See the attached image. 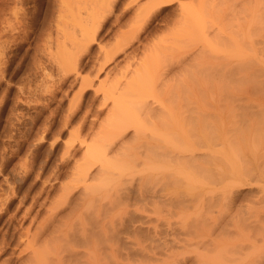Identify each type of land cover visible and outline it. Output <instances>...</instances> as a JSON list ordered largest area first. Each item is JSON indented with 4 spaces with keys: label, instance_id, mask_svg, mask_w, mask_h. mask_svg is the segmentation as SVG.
Masks as SVG:
<instances>
[{
    "label": "bare ground",
    "instance_id": "obj_1",
    "mask_svg": "<svg viewBox=\"0 0 264 264\" xmlns=\"http://www.w3.org/2000/svg\"><path fill=\"white\" fill-rule=\"evenodd\" d=\"M150 2L153 3L154 5V3H158L160 2V0H150ZM241 3H242L241 9L243 10V11L241 10V12L243 13V16L242 18L240 17L242 13L239 11L241 13L239 17L242 19V22L240 20L239 21L242 23L241 25L242 28L240 31L242 35V42H240L241 40L239 38H238L240 40L238 41L239 44L236 41L237 39L235 40L236 42L231 41V43L233 44L231 45L234 47L230 51L223 50L224 54L222 53L220 57L219 54L212 53V48L215 47L214 46L215 43L212 40V42L209 41L207 45H202L198 47L197 49H194L192 52H190L189 50L188 52L190 53L189 54L186 53L187 54L186 56L191 55V58L189 56L188 58L190 59H187L188 61L186 60V56L184 58H181V60L178 62L177 67H174L172 65L173 63L170 64L172 66L170 67L169 63H167L168 65L166 64V66L164 65L163 67L168 66L170 67V69L171 68L172 69L176 68V69H173L172 71L170 70L171 72L167 71L170 73L166 72L167 76H165V78L159 77L160 78L159 81L161 82L160 87L163 84V81H164L163 79H167V80L169 79V80L167 82L166 80L164 81L167 83V85L166 83L163 84L162 87L165 86V88H163V90L160 91L161 92L160 95L159 94L154 95L153 92H150L153 95V97L152 95H150V97L152 98L151 101L150 100L148 101L147 100L148 98L146 99V97H148L149 95V92L147 91L148 87L146 86H148V84L150 85L151 83L150 87H152L154 90V88L157 87L156 86L157 84H155V81L156 83H160L159 81H157L156 77L163 76L164 73L161 75H159L158 73V75L154 77L156 79L153 81V83L152 82L148 83L147 81H150V79L146 80V76L148 77L150 72L146 71V67H144L145 62L147 60L146 61L141 60L140 63L138 62L139 64L136 63L138 65L134 67V69H132L133 71L130 70L131 74L129 73V78L126 77V75H124L125 78L126 79L128 78V79L127 80L125 79V81L122 80L123 83L119 84L115 82H112V83L110 82L111 84L108 87H106V84H104L105 79L100 80L99 87L96 86L95 88V90H98L100 88L101 91L103 92L102 95H100L102 96L103 101L102 100L100 101H102L103 105L105 106H106L107 100L110 99L111 102L106 106V113L105 111L103 112L105 113V115L103 114L104 115L103 117L99 116L98 114L96 115L94 114L96 116V121L99 123L98 129L96 130L97 133H95L94 135L92 134L93 138L89 137L88 141L90 142L88 141L85 142L84 138H82V141L83 140L84 141L80 142L79 145H75L73 140L70 143H68L69 140L68 142L66 141L67 142L65 143L66 145L63 146L64 149L61 148L63 151H62V154L60 153L61 156L59 155L60 159L57 158L59 159V162H60V164H58V166L56 167L57 170L54 171L53 170L54 167L49 165L52 167V172L48 174L47 177L44 175L46 173H49L50 169L46 171L43 170V175H40L42 174V172L40 173L39 171H38L39 173H37L36 176L34 175L35 183L41 182L40 184L43 186L46 183L47 184L52 183L51 184L52 186L54 185L53 183L61 180L63 177L64 178L66 177L65 179L69 182L65 185H62V183L59 181L61 184L59 183L60 185L58 186H61V185L62 186L61 188H58V189L59 190L61 189V191L57 190V188L56 190L57 192L59 191L61 194L56 192L57 194H59V196L57 195L58 198H56L58 200L57 201L53 200L54 202L53 203L51 202L52 204L50 207L48 205L49 208L46 211V214L44 215L43 218L38 217L42 219L40 221L38 220V223L36 221L37 225L36 227H34L35 229L34 230L32 229V231L30 229L29 230L26 229L25 231L27 232L21 231V234L23 233L22 234L23 239L25 238L26 240L24 241L27 244L26 246H28V248H30L31 250V253H30V258H31L30 263L31 264H108V260H107L109 258L108 239H110L109 230L114 228L113 225L116 221L115 219H117V224L120 225L119 227L122 231H124V229L127 228L124 231V233H122L121 230L118 229L119 227L115 225L114 226L117 227V231H116V228L112 229L115 231L114 234L116 235V237L118 236L117 241L118 242L121 241L120 247L123 246V249L126 248V250H128L130 248H133L136 250L137 248L139 249V246L142 247L140 244L138 246V243H136L137 241H133L136 244L133 243L132 245L134 246L137 245L138 247L136 246L135 248L132 247V245L129 244L130 240H128V237L127 239H125V236H122L125 233L126 234L127 233H131V234L141 233L142 235H144L143 237L145 239L147 238L146 240H149V242L145 244V246H143L142 249H140L142 252H145L146 249L148 251H152V249L154 247H157L158 244H159L158 247L160 248L161 242L165 241V238H163L164 237L163 234H162L163 240L159 242V238L157 239L155 236L156 235L155 231L154 230H153L154 232L152 231V229H154L153 227H155L157 223H155L153 227H151V225L150 226L148 225L149 221L155 222L150 219L152 218L151 216H154V217L156 216V218L160 217L161 215L160 212L165 210L163 208L162 210L160 206L165 207L166 208L165 211H167L165 214H164L165 212L164 211L162 215H167L169 211V216L170 215L172 216V217L170 216V218H173L175 215H177L178 219L181 218L186 221V218H189L187 221L189 220H190L189 222L193 221L192 222L193 225L191 223L190 226L187 229H185L186 233L192 234L193 232H196L199 230V226H202L201 224H199V221L201 222L199 218H202L203 220V217H202L203 215H199L198 217L197 211H199V205L204 202L203 198L206 193H204L203 191L204 194L202 198V193L200 194L199 192L201 191L198 192V190H203L202 186L205 189L204 186L206 185H208L207 187H210V186L213 187V185L216 184V181L220 179L217 177V174L219 173V171L222 169H225L226 166H228L227 168L231 169L234 166V164H235L234 166L235 169L233 168L230 170V172H232V170L234 171L231 177L230 175L227 174V177H229V179L228 178L226 179L228 180L227 183L235 182L237 187L239 185V186H242V188H243V185H247L248 187L250 186L251 189L252 187H254L253 193L251 191V194H250L251 200L249 199L250 206L248 205L249 207H248V211L246 214L247 216H245L247 218L242 216L243 212L247 210V208L243 211L240 209L242 214H238L241 212L237 213V211H235L234 214H237L238 219H236L235 218L236 216L234 215L232 216V218L231 217L229 218L231 219L230 220L231 226L233 227L235 233L233 234L231 233L230 229H227L228 231H230L229 233H227V235L232 234L234 235L233 238H235V234H237L238 238H235L236 240L239 239L240 241V239H243L246 242V244L244 243L243 245L244 241L241 240L240 243H242V245H239L240 247L243 246L241 247L242 249L240 248L241 251L238 249V251L240 252L239 253L235 252L236 249L239 248V246H237L238 244H240L239 242L238 244H236L235 251L233 249L235 254H232V251H231L232 248L229 250V248L227 247L228 245L227 246L225 245V242L227 241L224 242V240H222V244H224L225 247L228 248L229 252L228 250H226L227 248L219 245L220 243L218 242V239H216V242H218L219 247H217L218 245L214 241L215 240L214 238H213L214 240H211V238L209 240H211V243L214 241L213 244L214 245L216 244L215 245L216 247L210 243L212 246L210 248V246L208 245L209 243L206 242L208 240H205L206 244L204 243L203 240H202V243H201V240L199 242L197 241V243L195 241L194 243L191 240L193 237L192 238L186 237L188 235L190 236L191 234H186L185 232H183L184 229H182L183 230L182 232L186 234V236L184 237L189 238L190 240L187 239L188 241H186V238H185L184 240L185 244H182L179 241L177 242L179 243V246L181 247V249L185 246L187 250V247H186L187 244L193 245L191 249H193L194 246H196L197 248L202 247L203 250L205 249L204 250L205 252L203 251V253L202 251L200 252V249L199 250L193 249V254L190 249V254H192L193 257L195 254H197L195 255L196 258L194 259L192 258L193 261L195 260L194 262L196 264H246V263L254 264L256 262H252V261L251 263L247 262L248 258L251 257L255 261L256 260L255 257H252V256H255V254L256 256L257 254H259L258 255L259 257L262 256L261 259L264 258L263 256L264 255L263 254L264 253V0H242ZM150 6L149 7L147 6L146 8V6L144 5V7L142 6V8L140 9L145 10L146 8V10L148 9L149 11V9L151 8ZM180 6H181L180 13L183 16L182 18H184L185 14H187L186 13L187 8H185L183 4H181ZM18 9L14 11L16 12L18 11ZM140 9L138 10L140 11ZM141 12L143 13V11ZM142 13H141V16H142ZM21 14H22V11H21ZM144 17H146V15ZM14 22H16V20ZM93 29H95V27ZM82 31L84 30L82 29ZM84 32L86 33V31ZM240 32H237V33H240ZM12 35L15 36V34H12ZM237 35L240 36V34H237ZM9 36H7V39ZM122 36L124 38V34ZM81 37H82V33H81ZM126 38H128V36ZM117 45L116 47L120 46V45L118 46ZM123 46L124 45L120 47H123ZM144 48L146 47L144 46ZM147 48H150V47H147ZM152 48L153 47H151V51H154L152 50ZM117 49H115V51ZM122 49L121 51H123ZM0 52H2V50ZM105 55H106L104 57L105 61L103 64L99 62V66L98 68H96L97 69L96 73H99L103 69L104 65L108 63L109 60L112 59L114 54L108 57L107 56L108 54H106L105 52ZM146 55H147V52H146ZM100 57H103V56H100ZM209 59H213V60L210 61ZM222 60L224 62H222ZM1 61L2 60H0V64L2 63ZM75 61L77 60H74V62ZM149 62H151V60H148L146 64H148ZM75 64H73L74 68L76 66ZM152 64L153 63L148 64L146 66L150 68V65L152 66ZM128 66L126 69H128ZM163 71L165 72V69ZM146 72L149 74H147ZM152 74L154 73L152 72ZM105 76H107V73ZM84 78L81 79L82 81L79 80L81 82V85L83 86V84H85V86L87 87L86 84H89L88 87H90L92 80H90L89 78H87L88 80H84ZM250 78H252L253 84L250 85L249 88H247L241 94H231V88L232 89L237 88L238 90H240L243 85H248V83H250L251 81ZM152 88L150 89L148 88V90H151ZM146 91L148 92V95L145 94ZM222 92H225V97L223 98L222 104L215 105L214 103H209V99L215 100V97L218 94L221 95ZM143 95H145V97ZM84 107L83 109H85ZM99 107L100 106H98V108L97 107L95 108L99 109ZM72 108L70 106V111L73 110ZM70 111L68 112V114L65 113L66 114L65 116H67L66 118L68 117L70 118L71 115L73 114V113L69 114ZM85 112L87 113V109ZM85 114L81 113V115L84 116V117L82 116L83 120L80 117L81 118L80 121L82 120L81 122L82 124H84L86 119L89 117V116L87 117V115L85 116ZM66 118L62 119L63 122H65V120L69 121L68 120L69 118L68 119ZM93 120L94 118H92V121ZM93 123L92 125H94ZM63 124L64 123H62V125ZM87 133H88V130H87ZM19 140L21 141V139ZM243 141H245V144ZM83 143H84V146L82 145ZM81 146H83V151L80 153V156H77L78 149H81L80 148ZM241 146L242 147L244 146L243 148L244 151L247 150L246 153L249 154L251 158L250 162L245 160L246 162L250 163L248 165L245 162L247 166H244L245 164H243L244 168L247 167L245 169L242 168L241 165L239 166L238 164L240 157L238 156L237 158L239 159L238 162L235 158L237 157L236 154H239L237 153L239 152V150L241 154V150H243L241 149L242 148ZM235 147H237V150ZM238 147L240 149H238ZM242 154H241V157L243 158ZM29 162L31 161L29 160ZM37 164H39V162ZM69 164H70V167H69V171H67L68 174L63 175L62 173L63 168L67 167ZM231 165L233 166L231 167ZM23 167L22 168L24 169V172H23L24 178L29 179L30 178L29 176L31 175V169L33 167L30 166L31 167L30 169L28 165L26 166L25 164ZM237 168L238 169L240 168V169L238 170ZM225 171L227 173L229 172L227 170ZM43 176L46 178H43ZM226 180L224 178V181ZM6 181L7 180H5V182ZM220 181L221 179L218 181L219 184H220ZM235 184L234 186H236ZM226 185L227 184H225V186ZM46 186H50V185H46ZM185 186L188 189L184 188L185 189L184 192L182 190L179 191ZM170 187L174 188V190L178 187L180 188L179 190H175L176 192H174L173 189H170L171 191L169 190ZM189 187H190V190H189ZM212 187L210 188L212 189ZM229 187L231 188L230 184H229ZM192 189H195L197 192L195 194L189 193L190 196L189 194L187 195L186 194L187 192L195 191ZM208 189L205 190V192L208 193V195L206 194L208 197L206 195L205 196L207 197V199H209L212 202L214 195L216 194L210 193L211 190L209 191ZM47 190L48 189H46V191ZM12 191L13 190L11 189V192ZM232 191L228 190V192L225 193V197L226 195H228L227 193L232 192ZM183 193H185L184 197L178 196V195L183 196ZM198 193L200 195H198ZM209 193L211 197H209L210 196ZM186 195L187 197H185ZM247 197H249V195ZM216 198L217 197L215 196V200ZM230 199L231 198L229 197L226 200L229 201ZM234 199H236V197H234ZM215 200L214 202L216 203V201L218 202V200L220 199L216 201ZM230 201L228 205H230ZM234 201L235 200H233V202ZM5 202H6V199H5ZM20 202L22 201L20 200ZM41 202L42 201L40 200V204ZM194 202H196L197 204H195ZM214 202L211 204H214ZM221 202H225V201L222 200ZM64 203L65 205L68 204L67 206H65V208L66 207L68 208L66 209L67 211L65 209L61 210L62 209L61 206L64 208ZM204 203L206 204V202ZM204 203L203 205H200V207L201 206L203 207L205 205ZM207 203H209V201ZM190 204L195 205V206H192ZM211 204H208V206ZM239 205H241L240 202H239ZM208 206L205 205V207H208ZM241 206L239 207L236 206V207L241 208ZM177 207H180L178 208L179 210L177 209ZM205 207H203V211L205 210ZM174 208H176L177 210H174ZM189 208L190 210H192L191 211L192 213L187 211ZM209 209L212 210V207L211 208L209 207ZM26 211H27V208H26ZM28 211H30V209ZM203 211L202 212L199 211V214L201 213L204 214ZM22 212L24 213L25 209ZM194 212L195 213L197 212L196 213L197 215H195ZM189 213L194 214L195 216L193 215V217L190 218L189 217L190 215H188ZM29 215H30V212H29ZM33 215H34L33 219L35 220L36 219L35 216L37 214L34 213ZM182 215H184L183 216L184 218H182ZM167 216L165 219L169 220L167 219L169 216L168 217ZM196 216L198 218L196 219L198 220L196 222H198L199 226L198 224L197 226H195L196 223L194 222L195 221L194 219L196 218ZM228 216H230V214ZM243 217L244 219L248 221L247 223V221L245 220L244 222L246 223V225L244 224L245 226L242 224V221H244V219L241 222L239 221V219L240 218L242 219ZM157 219L159 220V218ZM205 219L203 221L205 222V225H206L207 222L205 221ZM209 219H213V217H210ZM34 220H32L33 223L35 222ZM143 220L144 221L146 220V222H144ZM210 221L212 225V221L214 220H210ZM146 223L147 225L145 226ZM179 223L181 224V221ZM184 223L186 224L187 222H184ZM184 223L183 225L182 224L181 225L182 227L184 226V228H186ZM228 223L229 222L227 221V224ZM205 225H203L204 228H205ZM209 225L210 224L206 225V227ZM212 226L210 227L211 229L213 228ZM169 227L171 228V226ZM244 227L246 228L244 229ZM165 229L167 233L168 229L167 228ZM205 233H208V232H205ZM112 234H113V231H112ZM141 234H139L140 237H142ZM193 234L196 236L194 235H191V236H194V238L197 237V234L195 233ZM199 234H202V233H199ZM209 234L211 235L213 233H210V230H209ZM16 237L18 238V235ZM123 237L125 239L124 241L121 239ZM136 237L134 236L135 240L137 239ZM219 239L221 242V238ZM17 240L19 241V239ZM110 241L111 240H109V242ZM114 241H115V238H114ZM167 241L168 239L165 242H163L162 243L163 246H161V247H164L162 248L163 249L162 251L165 255H169L170 257L171 254L173 256L178 253L177 256H180V258L183 257L184 255L187 256L184 248L180 252H178V250L177 252H175L176 249L172 248L174 247L173 243H172L173 245L169 247L171 245L170 243L175 242V241L170 240L171 241V242L169 241L170 243ZM189 241L193 242V244L189 243ZM1 242L2 241H0V244H2ZM129 245H130V248H129ZM26 246L25 247L23 246V247L26 249ZM207 246L208 248H210V250L207 248ZM116 247L118 249L119 245H116ZM28 248L27 250L29 251ZM111 248H112V245H111ZM119 249H122V248H119ZM138 249L136 250V252L140 251ZM23 250L22 251L20 250V251L23 252ZM131 250H128V252L129 251L131 252ZM243 250H246V252H244ZM28 251H25V252H28ZM132 252H135V251H132ZM172 252H175V254H173ZM261 252L263 255H261ZM180 253L182 256L179 255ZM183 253L185 254L183 255ZM258 256L257 258H259ZM27 258H29L28 254H27L26 259ZM158 258L156 257L155 259H158ZM24 263L25 262L23 261L22 264ZM182 264H185V261H182Z\"/></svg>",
    "mask_w": 264,
    "mask_h": 264
},
{
    "label": "rangeland",
    "instance_id": "obj_2",
    "mask_svg": "<svg viewBox=\"0 0 264 264\" xmlns=\"http://www.w3.org/2000/svg\"><path fill=\"white\" fill-rule=\"evenodd\" d=\"M16 1L15 0H0V37H1L0 38V51L2 50V52H0L1 54L0 60H2L1 61L2 63L0 64L1 65L0 66V164L2 163L0 165V191H1L0 196L2 197V198L0 197V207H1L0 216L2 215L0 217V241H2L1 243L3 244V245L0 244V264H22L23 261L25 262L24 264H31L30 263L31 250L30 248H28V246H26L27 244L26 242H24L26 240L25 238L23 239V235H22L23 233L21 234V231H25L26 229L27 230L30 229L32 231V229L33 230L35 229L34 227H36L38 220L40 221L46 214V211L51 206V204L54 201L58 200L56 199L58 198L57 195L59 196V194H61L59 192L61 191V189L59 190L58 188H61L62 185H65L69 182L65 179L66 177L65 178L63 177L67 182L62 178L61 180H59L62 183L61 186H58L61 183L57 181L55 182L56 184L53 183L54 185L52 186H51L52 183L51 184L46 183L44 186L46 185H50V186L44 187L43 185L40 184L41 182L35 183L34 181L35 176L39 172L40 173L42 172V174L40 175H43V170L46 171L50 169L49 173H46L44 175L47 177V175L52 172V167H54L53 169L54 171L57 170L56 167L58 166V164H60L59 155L60 153L62 154V151H63L61 148L64 149L63 146L66 145L65 143H67L68 140H69L68 143L72 142L73 140L75 145H79L80 142H83L84 140L85 142H87L89 140V137H92V134L94 135L95 133H97L96 130L98 129L99 123L96 121L95 115L98 114L99 116L103 117L106 113V106L111 102V100L109 99L110 101L107 100L108 103L106 102V106L103 105L102 96H100L102 95L103 92L101 91L100 88H99L100 90L98 89L99 91L95 90L96 86L99 87L100 80L105 79L104 84H106V87H108L112 82L119 83V84L123 83V81H125L126 79L124 75H126V77L129 78V73L131 74L130 70L133 71L132 69H134V67H136L141 62V60L143 61L147 60L146 62H148V60H151V62H149L148 64H151V63L154 64V65L152 64V66L150 65L151 69L153 67L152 71L148 66H146L148 65L146 64V62H145L144 67H146V71L150 72V74H152V72L154 73L152 74L153 75L152 76L146 72L147 74H149L148 75L149 78L146 76V80L150 79V81H147V82L153 83V81L156 78H157V81H159L161 77L165 78V76H167L166 74L167 71H170V70L172 71L173 69H176V68L170 69V67H172L170 64L173 63L172 65L174 67H177L178 62L181 60V58H184L187 55L186 53L189 54L194 49H197L198 47L202 45H207L209 41L212 42L213 40V42L215 43L214 45L215 47L212 48V53L219 54L220 57L222 53L224 54L223 50L230 51L234 47L232 46L233 44L231 43V41L238 42L241 40L240 42H242V35L240 32L242 28L241 18L243 16V13L241 12L242 0H160V2L154 3V5L153 3L150 2V0H18L19 2L18 1L16 2ZM181 4H183V6L187 8V10L185 9L187 13L184 16L185 19L182 18L183 16L180 13ZM144 5L146 6V8L147 6L151 7L149 11L148 9L146 10V8L145 10L140 9L142 8V6L144 7ZM17 9L20 12L14 11ZM138 9H140V11ZM21 11H22V14H21ZM141 11H143V13ZM239 11L242 13V15ZM140 12L142 13V16ZM143 15L144 16L146 15V17H144ZM15 20L16 22H14ZM94 27L95 29H93ZM18 29L22 30L23 33L22 31ZM82 29L86 31V33L82 31ZM92 29L94 30V32ZM237 32H240V33H237ZM81 33H82V37H81ZM12 34H15V36H13ZM123 34H124V38L122 36ZM237 34H240V36H238ZM7 36H9L10 39L9 37L7 39ZM83 36L84 37L86 36L85 37L86 39ZM127 36L128 38H126ZM117 44L120 46L122 45L124 46L116 47ZM144 46L146 48H144ZM147 47H150V48H147ZM151 47H153L152 50L154 51H151ZM115 49L117 50L115 51ZM121 49L123 51H121ZM144 50L147 52V55ZM189 50L190 52H188ZM105 52L106 54H108L107 55L108 57H110L112 54H114L115 57L113 55L112 59L109 60L108 63L104 65L103 69L99 73H96L97 72L96 68H98L99 62L103 64L105 61L104 59V57L106 56ZM143 54L147 57H145ZM100 56H103V57H100ZM189 56L191 58V55H188L186 56V60L190 59L188 58ZM72 59L77 60V61L74 62V60ZM209 60L212 61L213 59H209ZM222 62L224 61L222 60ZM167 63H169L170 67L168 66L163 67L164 65L166 66ZM73 64H75L77 67L75 66L74 68ZM127 66H128V69H126ZM162 69L163 70L165 69V72ZM105 72L107 73L108 77L105 76L106 75ZM170 72H167V73H170ZM158 73L159 75L163 73L164 74L163 76H157ZM81 77L83 78L85 77L86 79L84 78V80H88L87 78L92 80L90 87H88L89 84H86L87 87L85 86V84H83V86L81 85L80 81H82L81 79H83ZM252 78H250L251 79L250 83H248V85H243L240 90H238L237 88H233V89L231 88V94L243 93L247 88L250 87V85L253 84ZM163 80L164 81L166 80L167 82L169 79L168 80L163 79ZM164 81H163V84L166 83ZM155 84H157L156 85L157 87H155L154 90L152 87H150L151 83L150 85L148 84V86H146L149 89L152 88L151 90H148L147 88L149 95L147 91L145 93L148 95V97H146V99L148 98L147 99L148 101L149 100L151 101L152 99L150 97L152 93L150 92H153L154 95H158V94L160 95L161 93L160 91H162L163 88H165V86L162 87L163 84L160 87L161 82L156 83L155 81ZM143 96L145 97V95ZM224 97H225V92H222L221 95L218 94L215 97V100L209 99V103H214L215 105L222 104ZM72 103L74 106L72 105ZM70 106L71 108L73 106L72 108L73 110L71 109L72 111H70ZM98 106H100L99 109H96L95 107L98 108ZM83 107L85 109H83ZM86 109H87V113L85 112ZM69 111H70L69 114L75 113L74 115L73 114L71 115L70 117L71 119L69 117L68 119L66 118L67 116H65L66 114H68ZM104 111L105 113H103ZM81 113L82 114L86 113L85 116L86 115L87 117L89 116L88 118L86 117L87 119L84 122V124L81 123L84 117L83 115H81ZM62 117L64 119L65 118L68 119L69 121L65 120V122H63ZM80 117L82 118L81 121H80L81 119ZM92 118H94L93 120L94 123L92 121ZM62 123L64 124L62 125ZM92 123L95 126L92 125ZM87 130H88V133H87ZM69 134L70 135L72 134L73 137L72 135L70 136ZM71 137L74 139H72ZM82 138H84L83 141H82ZM19 139H21V141ZM243 142L245 144V141ZM82 145L84 146V143ZM83 146L80 147L81 149H78L77 156H80V153L83 151ZM235 148L237 150V147ZM243 148L244 146L241 149ZM238 149L240 148L238 147ZM246 151H244V149L241 150V154L243 153L242 156L244 159L241 157L240 150L239 152H237L240 155L236 154L237 157H235L237 162L240 159L238 164L239 166L241 165L242 168H244V166H247V164L248 165L250 164L246 162V161L250 162V159H251L249 154L246 153ZM238 156L240 157L239 159H237ZM29 160L31 162H29ZM38 162L39 164H37ZM20 164L21 166L22 165L24 166V164L26 166L28 165L30 169L31 167H33L31 169V175L29 176L30 177L29 179L24 178V174H23L24 167L22 166L23 167L22 168ZM70 164L67 166L68 168L67 167H64L65 169L63 168L62 170L63 175L68 174L67 171H69ZM243 164L245 165L243 166ZM49 165H51L52 167ZM232 166L233 165H231V167ZM234 166L230 168L233 169ZM227 167L228 166H226L225 169L220 170L219 173L217 174V177L220 178L221 181L219 184L218 181L220 179L217 180L215 184L216 186L212 184L215 190L213 189L212 186H210L212 187V189L210 187H207L208 185L204 186L205 189L202 186L203 190H198V192L201 191L199 193L200 194L202 193V198H203L204 193L208 195V193L205 192V190H207L208 188H209L208 189L209 191L211 190L210 193L216 194L214 195L213 200L211 198L212 202L209 199H207L208 196L206 194L205 195L207 197L204 195L203 199H204V202H206V204L204 202L203 203L206 206L214 202L215 196L217 198L219 197L218 199H220L218 200L216 198L218 202L215 200L216 203L214 202V204H211L208 207H205L204 205L203 206L205 207L204 211H203V207L202 206H201L202 208L200 207V205H203V203L199 205V211L201 212L203 211L204 214L202 213L199 214V211H197L198 217L199 215H203L202 216L203 220L206 217L205 219V221L207 222L206 225L210 224L209 226L206 227L205 222L202 220V218H199V220H201V222L199 221V224H201L202 226L205 225V228H204V226L203 227L199 226L198 222H196L198 221L196 220L198 219L197 216L195 219L193 218L195 220L194 222L196 223V224L194 223L195 226H197L198 224L199 230H200L196 232L197 233L199 232L202 234H199V233L197 234L196 232H193L197 234V237L194 238V236L196 235H194L193 233L192 234L186 233L185 229H187L193 221L191 222H189L190 220L187 221L189 218H186V221L181 218L178 219L177 215H175L173 218H170L171 215L169 216V211L167 214L169 217L167 215H162L163 212L166 210V208L161 207V206L160 208L161 209L163 208L165 210L160 212L161 213L160 217H157L159 218V220L156 218V216L155 217L151 216L152 218L150 219L155 222H152V221L148 222V225L149 226L151 225V227H153L155 223H157L156 226L153 227L154 229H152V231L153 230L155 231V234H156L155 236L157 239L159 238V242L163 240L162 239L163 236H164L163 238H165V241L168 239L167 242H169L170 240L171 241L173 240L175 242L170 241L171 243L170 242L169 243L171 245L168 243L170 245L168 246L171 247L174 244L173 245L174 247L172 248L176 249V251L174 250L175 252H177V250L178 252H180L184 248V250L186 251L184 252L186 253L187 256H185L184 255L185 253H183L184 258L183 257L180 258V256H177L178 253L175 254V252H172L173 254H175L173 256L170 253L171 254L170 257L169 255H165L162 251L163 250L162 248L164 247H161L163 246L162 243L165 241L161 242L160 248L158 247L159 244L157 243L158 244L157 247H154L152 251H148L146 249L145 252H142L140 249H142L143 246H145V244L149 242V240H146L147 238L145 239L143 237L144 235H142L141 233H137V234L132 233L133 236L131 233H127V234L125 233L122 235V236H125V239H127L128 237V240H130L129 244L132 245L134 243L133 241H137L136 243H138V246L139 244L142 246V247L139 246V249L138 248L137 249L140 251L136 252L137 249L135 250L133 248H130V245H129L130 249H128V247L127 249L128 250L132 249V250L131 252L130 251L128 252L126 248L123 249V246L120 247L121 241L120 242L117 241L118 236L116 237V235L114 234L115 231L112 230L116 228V231H117V227L120 226L117 224V219H115L116 221L114 225L117 227L113 225L114 228L109 230L110 239H108V247H109L108 248L109 258L107 259L108 264H114V263L121 264V262L122 264H176V263L179 264L181 260L185 261V264H196L194 262L195 260L193 261V259L196 258L195 255L197 254H195L193 257L192 255L193 249H198V250L200 249V252L202 251V253L205 249L203 250L202 247L197 248L196 246H194L196 248L193 247V249H191L193 245H189V244L186 245L187 250L185 246L181 249L177 241L181 242L182 244H185L184 240L186 237H190V238L193 237L191 240L194 243L195 241L197 243V241L199 242L200 240H201V243H202V240L205 243V240H208L206 242L209 243L208 245L210 246V248L212 247L211 244H213L214 241L216 242V239H218L220 246L225 247V245L226 246L228 245L227 247L229 248V250L232 248L231 250L232 254H235L234 251L236 249V244H238V242L240 243L241 240L243 239H240V241L239 239L236 240L235 238H238L237 234H235V238H233L234 235L232 234L227 235V233L230 232L227 229H230L231 233L233 234L235 233L233 227L231 226V222H230L231 219L229 218L230 217L232 218V216L234 215L236 216L235 218L238 219L237 214H234L235 211H237L238 213V212H241V210L242 211L245 210L246 208L247 210H245L243 214L242 212L238 214H242V216L244 217L247 216L246 214L248 211V207L250 206V200H251L250 194H251V191L253 193L254 187H252L251 189L250 186L248 187L247 185H243V188H242V186H239V185L237 187L235 182L227 183L228 180L226 179L227 178L229 179V177H227V174L230 175L231 177L232 173L234 172L233 170L232 172H230L231 169ZM225 170L229 172L227 173ZM44 176L43 178H46ZM224 178L226 181H224ZM5 180L7 181L5 182ZM224 183L227 185L225 186ZM229 184L231 185V188L229 187ZM234 184L236 186H234ZM180 187L176 188L175 190H179ZM56 188L57 190H59L58 192ZM184 188H186V186L180 189L179 191L182 190L184 192L185 190ZM11 189L13 190L12 192H11ZM46 189L48 190L46 191ZM170 189L174 190V188L172 187H170L169 190ZM175 190L174 192H176ZM189 190H190V187H189ZM192 190H195V189H192ZM228 190L229 191L233 190V191L229 192L230 195L229 193H227L228 195H226L225 197V193L228 192ZM56 192L59 194H57ZM196 192H197L196 190L194 192L189 191L186 194L187 195L189 193L195 194ZM199 193L198 195H200ZM184 194L185 193H183V196H181L182 194L178 196L184 197ZM187 195L185 197H187ZM248 195L249 197H247ZM209 197H211V195ZM229 197L231 198L230 200H232V201L229 200L230 205H228L229 201L226 200ZM234 197H236V199H234ZM4 198L6 199V202ZM43 198L44 199L47 198V199L44 200ZM20 200L22 202H20ZM40 200L43 202V203L41 202L42 205L40 204ZM222 200L225 202H221ZM233 200L235 201L233 202ZM208 201L209 203H207ZM239 202L242 206L239 205ZM194 203L197 204L196 202ZM18 204L21 206H19ZM33 204L36 206H34ZM67 205H65L64 203V208L61 206L62 208L61 210L68 209L67 207L65 208V206ZM4 206L6 209L4 208ZM192 206H195V205H192ZM236 206L237 207L241 206V208H237ZM209 207L210 208L212 207V210L209 209ZM228 207H230L231 209ZM26 208H27V211H26ZM178 208L180 207H177V209ZM24 209H25V212H24L25 214L22 212ZM29 209L30 211H28ZM177 209L174 208V210H177ZM187 211L191 212L192 210H190L189 208ZM29 212H30V215H29ZM166 212L167 211H165L164 214ZM34 213L38 215V216L37 215L35 216L36 218L35 220L33 219ZM196 213L194 212L195 215H197ZM194 214L189 213L188 215H190L189 217L192 218ZM229 214L230 216H228ZM166 216L168 217L167 219L169 220L165 219ZM183 216L184 215H182V218H184ZM38 217H42V218H38ZM210 217H213V219H209ZM244 217L242 219L240 218L241 220L239 219V221L241 222L244 219ZM32 220L35 221L34 222L35 224L32 222ZM179 220L181 221L182 225L184 222H187L186 224L188 223L189 224L186 225L184 223V225L186 226V228H184V226L182 227V225L179 223L180 222ZM207 220L209 221V223ZM210 220H214L212 221L213 226L211 225ZM245 220L246 219L242 221L243 225L244 224L246 225V223H244ZM227 221L229 222L228 224H227ZM144 222H146V220ZM146 225L147 223L145 224V226ZM177 225H179L180 227ZM169 226H171V228ZM211 226L213 227L212 229L210 228ZM164 227L168 229L167 233ZM245 228L246 227H244V229ZM118 229L121 230L120 227ZM126 229H124V231ZM182 229H184V231ZM207 229H209L210 233H213V234L210 235L209 230ZM225 229L227 232L225 231ZM112 231H113V234H112ZM124 231L121 230L122 233H124ZM182 231L185 232L186 234H191L194 236H191V235L186 236V234H184ZM205 232H208V233H205ZM139 234H141L142 237H140ZM17 235H18V238L16 237ZM134 236L138 240L137 239L135 240ZM114 238H115V241H114ZM210 238L211 240H214V239L215 240L211 243V240H209ZM219 238H221V242ZM17 239H19V241ZM121 239L123 241L125 240L124 237ZM187 239L190 240L189 238H186V241H188ZM109 240L111 241L109 242ZM222 240H224V242L227 241L225 242V245L222 244ZM193 242L189 241V243H192V244ZM218 242H216L217 245H218ZM175 243H177L178 245ZM244 243L246 244L245 241L243 242V245ZM111 245H112V248H111ZM116 245H119L118 249ZM219 245L217 247H219ZM239 245H242V243L238 244L237 246ZM23 246L24 247L26 246V249ZM135 246L138 247L137 245ZM135 246L132 245V247L134 248ZM241 247L239 246V248H237L235 252L239 253L242 249ZM27 248L29 249V251L27 250ZM119 248H122L123 250ZM210 248L208 249L210 250ZM228 248L226 250H228ZM190 249L192 251V254H190ZM238 249L240 251H238ZM20 250L21 251L23 250V252H21ZM25 251H28V252H25ZM132 251H135V252H132ZM243 251L246 252V250H243ZM22 254L26 256L24 257ZM27 254L29 257L27 258L28 260L26 259ZM263 254L261 252V255ZM179 255H181V253ZM258 255L259 254H257V256ZM155 256L159 258L155 259L156 258ZM257 256L256 254L255 256H252V257H255L257 261L256 260L254 261L250 257L251 259L248 258L247 262L251 263L252 261V262H256L254 264H259V263L263 264L264 258L261 259L262 256L261 257L258 256L259 258H257ZM19 258H21L23 261ZM175 258L177 259V261ZM182 261L180 264H182Z\"/></svg>",
    "mask_w": 264,
    "mask_h": 264
}]
</instances>
